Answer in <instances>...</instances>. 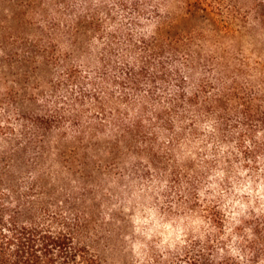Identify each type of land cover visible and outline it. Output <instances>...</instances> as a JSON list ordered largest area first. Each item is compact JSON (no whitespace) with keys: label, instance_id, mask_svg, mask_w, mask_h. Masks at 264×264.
<instances>
[{"label":"trees","instance_id":"trees-1","mask_svg":"<svg viewBox=\"0 0 264 264\" xmlns=\"http://www.w3.org/2000/svg\"><path fill=\"white\" fill-rule=\"evenodd\" d=\"M138 5L120 9L134 15ZM254 12L264 20V4ZM149 13L141 6L138 15ZM140 18L95 29L90 48L68 34L67 52L51 53L54 75L40 104L5 114L0 264H102L86 214L35 171L44 138L105 133L146 156L139 177L166 179L173 215L199 220L173 247H150L143 264H264V85L207 79L213 65L193 46L201 32L177 35L162 16L143 32ZM200 65L204 78L195 80ZM244 190L256 193L253 203Z\"/></svg>","mask_w":264,"mask_h":264},{"label":"rangeland","instance_id":"rangeland-1","mask_svg":"<svg viewBox=\"0 0 264 264\" xmlns=\"http://www.w3.org/2000/svg\"><path fill=\"white\" fill-rule=\"evenodd\" d=\"M133 2L139 4L134 15L120 9L121 3L130 7ZM257 3L264 1L0 0V127L7 126L5 114L15 107L27 112L40 104L35 101L48 93L54 75L51 53L55 46L61 54L67 52L68 34H80L90 48L96 42L95 29L107 32L134 17H141L143 32L155 30L157 16L167 18L177 35L201 32L204 37L196 38L193 46L213 65L207 79L263 86L264 20L254 12ZM141 6L149 16L138 15ZM232 16L233 24L227 21ZM201 68L195 80L204 78ZM43 145L44 163L35 174L86 214L102 264H143L150 247L171 248L182 234L198 227L193 216L173 215L163 196L165 178L138 176L147 159L130 149L129 142L105 133L87 135L82 142L52 136ZM244 193L253 203L256 193ZM262 193L257 197L264 203ZM237 206L242 214L243 205Z\"/></svg>","mask_w":264,"mask_h":264}]
</instances>
